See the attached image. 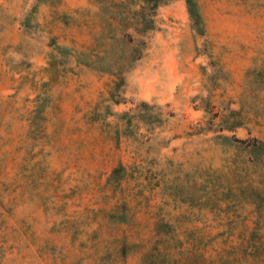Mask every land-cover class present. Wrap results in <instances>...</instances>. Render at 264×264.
<instances>
[{"label": "rangeland", "instance_id": "obj_1", "mask_svg": "<svg viewBox=\"0 0 264 264\" xmlns=\"http://www.w3.org/2000/svg\"><path fill=\"white\" fill-rule=\"evenodd\" d=\"M120 1L0 0V264H264V0Z\"/></svg>", "mask_w": 264, "mask_h": 264}, {"label": "trees", "instance_id": "obj_2", "mask_svg": "<svg viewBox=\"0 0 264 264\" xmlns=\"http://www.w3.org/2000/svg\"><path fill=\"white\" fill-rule=\"evenodd\" d=\"M169 0H121L119 3L121 5H133L131 9H129L128 13L124 15L126 20V27H131L136 34H144L148 31H151L156 27V22L154 18L156 8ZM187 11L189 13L190 18L194 23L199 22V14L197 12V1L196 0H185ZM122 38V37H121ZM132 37L129 34L128 41H131ZM140 41H143L141 38H137ZM63 49L67 50V46H63ZM141 55V49L138 43L132 45L128 51L123 53L122 61L119 65V73L121 74L122 70L125 69L127 64L130 66L131 62L139 58ZM86 63H89L87 61ZM123 82V76L121 75L115 82V87H119V85ZM140 106L143 107L141 111L137 112V115L146 123L158 122L160 123L162 117L160 113L150 111L151 104L146 100H141L139 102ZM122 114L125 115L126 125L130 124L131 116L126 115V112ZM238 125V123L233 124V126ZM230 127V126H228ZM232 127V126H231ZM224 138H228L227 135H220ZM119 167L114 168L117 170Z\"/></svg>", "mask_w": 264, "mask_h": 264}]
</instances>
